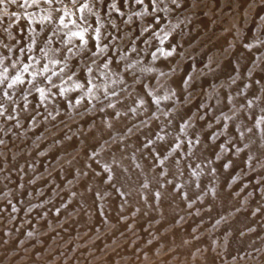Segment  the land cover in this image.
I'll list each match as a JSON object with an SVG mask.
<instances>
[{"label": "bare ground", "instance_id": "bare-ground-1", "mask_svg": "<svg viewBox=\"0 0 264 264\" xmlns=\"http://www.w3.org/2000/svg\"><path fill=\"white\" fill-rule=\"evenodd\" d=\"M58 1L60 0H51V2L48 3L45 2V0H38L35 5H32L28 9L29 11H27V13L19 14V17L13 20H18L16 23H11L12 20H8L9 18L7 19V17L0 12V68H2L0 80L1 83L3 82L1 86L4 88L0 87L1 95H10L9 92L11 91H8L7 82L12 79L10 77L11 70L14 71L16 67L17 70L20 67L23 69L22 65L29 68L31 64L35 63L34 66L32 65L30 78L32 80H41L42 84H44L43 87L39 88L42 92L38 90L34 94V100H36L37 103H40L38 101L41 100L46 103L43 106L42 115L46 117L49 111L54 107L59 108L58 106L61 107V105L66 104L68 111L65 115L72 117L70 124L67 125L66 128L60 131L58 130L51 136L50 140L41 139L38 146H35V149L31 150L32 148H30V150L24 151L25 153H22V160L19 159L18 161L27 162L31 157L32 159H36L34 154L36 152L39 153V151H46L49 152V154L51 152H57L58 154L53 159L56 163L62 161L64 157L65 159L69 157V159L66 160L68 164L63 163L64 166H58L59 169L57 174H67L66 179L68 177H74L75 179H72L74 180L73 182H67L64 195V197H71L74 200L73 206L79 208L81 211L76 215L75 220L83 221L95 212H105L118 203H124V213L133 211V215L141 216V220L138 219L140 223H147V227L149 228L144 231V239L152 240L160 233V235L162 234L172 238V242H176L178 249L176 251L177 257L174 260L175 264H222L221 262H224L226 259L230 262L232 261L233 264H239L237 261L240 260H245L249 263L254 260L257 261V264H264V247L261 253H257L256 250H254V246L264 243V225L261 227L257 225L251 226L250 223L245 220L248 215L256 210L258 203L252 199L248 201V203L244 202L243 194L246 192L245 190L248 191V188L240 183L243 177H247V181H249L253 188L252 191L255 193L258 192V194L260 193L261 195L262 193L264 194V84L260 81V77H262L264 73V60H262L260 56L261 53L264 55V41H261L263 38L261 40L259 39V33L255 34L257 31L253 30L242 18H237V14L245 15L246 11L242 9L239 10L240 12H236V10L229 12L224 11V13L226 12L225 16L226 14L228 15L227 19L230 20L232 24L230 28H228L227 25L226 29L229 30L218 42H225L226 44L229 41L231 43L233 41L234 44L232 43L229 46L224 45L217 53H212V50H210V48L215 47L216 44L208 46L207 49H209L211 53L208 66L206 65L207 67L205 68L201 66L200 68L199 65L196 66L195 62H193L194 65L188 63L180 67L179 58H171L173 57L172 55H178L184 51V49L180 50L181 47L177 44L179 40L188 41L196 37V34L191 28L194 27V24H197V14L186 11L189 13L182 16L183 18H180L177 16L178 14L174 9L167 12L169 17L174 19L172 23L175 22L173 25L171 23L172 26L170 25L172 29L185 30L187 33L183 39L182 36L178 35L170 41H165L163 45H160L163 41H159V50L158 48H156L157 50L154 49L158 47L154 43V39L151 40L148 36L145 37L144 39L147 38L146 40H150L148 43L145 42L147 43L145 46H147L149 52L152 51L151 53H153V58L151 59L152 63H149L151 62L150 59L147 62V64L154 66L150 68V65L144 67L145 59H140V57H142L141 55L144 53L142 49L140 51L135 50V53L128 50H132L133 47L138 48L139 41L136 39L138 38V33L136 34L137 37L134 36V38L132 36L134 41L132 40L133 43H130V48L124 50L122 48L123 45H121L120 49L119 39H114L113 37L114 40L112 42L110 41V45L106 46V44L102 42V49L105 48V50L101 49L102 52L104 51L103 56L99 54L101 58H95L96 56H93V53L97 50L96 47H94L96 50L94 51L93 49L94 52L91 50L93 53H91L86 60L81 59L84 54H88V46H93L87 44L86 42H88V40L85 42V38L90 34H94L95 36L99 32L102 35L104 34L105 37V34L109 33L111 30L110 20L108 21L109 18L111 19L112 16L114 18V14L117 12L120 16L122 15L124 18L126 16V19H128L127 14L130 15V13H127L125 10H128V8L133 11V13L130 11L132 13L131 16L134 15V13V16H137L139 14L134 12L136 11V3L139 1L146 2L148 0H118L116 8L115 6L112 7L108 5L109 0H104L105 3L101 6H99L101 2L98 3L97 0H88L85 4L83 3L84 5L82 6H74L72 10H70L67 5L60 6V4L73 3V0L69 2ZM185 1L186 0H179L180 5H185ZM163 2H165L166 6L168 5L165 0H163ZM218 3H212L211 6L217 4L218 7ZM237 3L239 7H242L245 1L238 0ZM22 4L23 3H21V5ZM142 4H139L140 7ZM154 4L152 6L156 5ZM158 4H160V1L157 3L156 7H158ZM195 4H198V2H195ZM139 5L137 7H139ZM159 6L161 7V5ZM220 6L222 5H219V7ZM25 10L24 12H26ZM218 12L220 13L221 11ZM9 16L10 15H8V17ZM186 17L190 18V20L188 21ZM231 17H233V20ZM235 17L237 18L236 20H234ZM69 19L73 20L75 23L70 27H63L64 25H62L61 22L66 20L70 21ZM173 19H171V21ZM123 22H125V19ZM121 25L124 26V24ZM143 27L144 29L146 28L145 26ZM254 28L256 29V27ZM37 29L39 33V29H42L41 35L46 37L40 45L37 44L39 34L34 37L28 34V32L30 33L31 31L32 33L38 32ZM114 29L117 31L118 26ZM168 30L171 31L170 28ZM158 31L159 30H157V32ZM76 32L82 33L83 39L73 35V33ZM121 32L123 33V31ZM127 32L129 33V31ZM167 35H169V33H167ZM159 37L157 38L158 40ZM97 39L99 38L97 37ZM97 41L99 44L101 43L99 40ZM219 43H217V45H220ZM26 50L30 51L32 55L29 54V60L23 57V53ZM69 53H76L80 56L72 58L71 56L73 55L70 56ZM132 54H140V56L138 55L134 58ZM32 60L34 62H32ZM66 63L69 64L68 66L74 65L75 67H79L81 73L83 75L85 74L87 79L85 81H78L74 79L77 75H74L75 77H72V80H67L61 85L52 81L48 82L47 76L46 79L43 75H40V72H46L45 74L51 73L52 68ZM251 67L254 68L253 73H250ZM66 69H68V67ZM23 70H25V68ZM56 72L58 71L56 70ZM195 73L201 76L196 78V75H194ZM63 74H69L71 76L72 73L71 71L63 70L58 76L61 77ZM49 75L52 77V73ZM204 77H206V79ZM44 78L47 82L43 80ZM56 80L59 81L57 78ZM61 80L62 79H60V81ZM32 84L34 83L32 82ZM196 84H200L203 87L201 98L198 100H191V97H189L190 94L188 95V93L192 87H196ZM9 85H12V83ZM78 86L82 91L88 89L84 94H89L88 99L90 98L95 101L94 111L83 117L74 115L79 105L72 104L70 101L72 90L74 87L76 90L79 88ZM37 87L38 86L35 88ZM57 87L60 88L61 95L59 94V96L61 98H54L58 97V94L57 96L55 94L59 92ZM81 94H83V92ZM15 99L17 100V98ZM208 99L217 104V112L224 110V123L218 124L217 122L216 124L215 122L214 124V114H216V112H212L208 118L204 117V112L209 110L207 106H204V103H206ZM7 100L8 99H6V101ZM75 100L76 103H78L77 98ZM9 101L10 99L8 102ZM15 102L16 101H14V103ZM2 103L5 104L2 101L1 106L3 105ZM23 105L24 104L18 102L14 104V107H18V110L15 109L14 112L17 113V111H19L20 113H24L26 111L28 113L27 109L30 107L26 108ZM175 105L178 108L173 110ZM33 108L32 106L31 110ZM81 108L80 105V109ZM192 111L200 113L196 114L195 117L193 115L191 117L192 119H186L188 122L183 123L181 126L177 125L188 112L191 113ZM36 114L37 112L32 113L28 122H33L35 119L34 117H36L34 115ZM61 117L62 115L59 114L58 117L53 119L47 117L45 120L54 124ZM62 119L63 118H61V120ZM18 122L20 123V121ZM24 126L25 124H16L14 133L16 134L17 132V135H3L1 142L4 143L6 140H10V142L17 140L19 138L18 135H20L18 133L22 131ZM219 127L223 128L225 131L224 139H221L222 141H218L215 138L217 133L216 129ZM38 130L40 129H36V131ZM184 130H190L192 133L191 139H188L189 141H186V138L184 139L180 136V131ZM41 131L42 130H40V133L42 134ZM73 131H75V133ZM34 134H36V132ZM188 135L190 134L188 133ZM22 139L23 138H21V140ZM244 143H248L246 148H243ZM208 146H210V148ZM221 148H223L224 153L222 151L223 154L218 157L217 155L220 153L217 154V150H222ZM70 152L73 153L70 154ZM233 156H237L241 160L243 158L248 159V161L251 160L253 164L255 163L258 165V168L253 171L249 168L247 169L249 166H243L244 169L237 172L233 179L228 178L227 173L234 165L238 166V163L241 161L238 160L237 162L236 159L235 163H233ZM21 164L23 165L22 162ZM21 164H19V166ZM26 165H28V163ZM24 167L22 168L24 169ZM17 168L15 169L17 170ZM19 173L20 172L17 171L18 175ZM224 176L228 178L225 182L223 180ZM24 181H26V179ZM24 181L22 182L20 179V183H24ZM164 182H175L179 184L181 188L180 193L184 194L186 197V203H184L182 209L175 210L174 212L171 211L174 207V202L172 204L166 203L168 195L163 193L160 189H155L156 183L160 184ZM23 186L22 188H24ZM92 191L96 193L94 197L91 195ZM11 192L12 191H10V193ZM13 193L14 192L10 195H13ZM232 193L236 194L234 201L231 199ZM94 198H97L98 202H95ZM201 198L204 199L203 205L206 209H203L202 205H200L202 209L198 208L199 205L196 203V200L198 201ZM185 213L190 214L191 217L188 218L187 222H180L181 224L177 223L178 225H176L175 222L184 216ZM208 215H210L209 220L203 221V226L200 225V227H198V219L203 216L206 218ZM229 215H232V217H229ZM113 218L114 216L107 217L109 221ZM107 219L104 218L103 221H107ZM217 222L220 224L218 230L212 227V225ZM208 225L209 227H206ZM92 232L90 233L93 234ZM90 233L88 235H90ZM109 233L111 234V232ZM144 234L141 232V236ZM111 237L112 236H110V238ZM105 238L108 239L109 235L107 234ZM236 240L243 241V244H239L240 247H238V245L235 247L234 242H237ZM90 241L92 240H89L88 243H90ZM140 241H142V239ZM222 241L230 245L231 248L228 247V249L223 252H216V249L219 248ZM253 242H255V244ZM245 243L249 244L245 246ZM119 244L123 245L124 243L122 244V242H120ZM118 248L115 250H118ZM6 251H10V248ZM116 253H119V251H116ZM234 254L237 256L235 259H232V255ZM139 259L142 258L139 257ZM62 263L64 262L62 261Z\"/></svg>", "mask_w": 264, "mask_h": 264}, {"label": "rangeland", "instance_id": "rangeland-1", "mask_svg": "<svg viewBox=\"0 0 264 264\" xmlns=\"http://www.w3.org/2000/svg\"><path fill=\"white\" fill-rule=\"evenodd\" d=\"M20 1H22V2H20ZM69 1H72V0H60L58 2H69ZM79 1H75L73 3H68V4L61 3L60 6L61 5L66 6L67 5L70 8V10H72V8H74V6L75 7H78L80 5L82 6L88 0H84V1L81 0L82 2L81 1L79 2ZM110 1H111V3H110ZM150 1L149 0L146 2H140L139 1L136 3V5H135L136 11H134V12H136V14H139L137 16H134L135 15V13H134V15H132L133 16L132 17L131 14L133 13V11H131V9H129V8H128V10L125 9L127 11V13L128 12L130 13V15L126 13L128 19H126V16L124 18V16H122V15L120 16L119 13L116 12L114 14V18L112 16L111 19L110 18L108 19V21L110 20L111 30L109 31V33L105 34V37H104V34L102 35L99 32L95 36H94V34L93 35L90 34L87 38H85V42L88 40V42H86V43L91 44L93 46H88V48H87L88 54L87 55L84 54L81 59L86 60L89 57V55H91V53H93L96 49H97L96 51L98 54L95 51L93 53L94 54L93 56L94 57L96 56L95 58H101L100 55L101 56L104 55V53H103L104 51L103 52L101 51L102 42L105 43L107 46V45H110L114 39H119L120 49H121V45H123L122 48L124 50L127 48H130V45L134 41L133 39L135 37H137L136 34L138 33L139 34L138 38H136L139 41V45L137 46L138 48L133 47L132 50H130V49H128V50L132 51V53H135L136 52L135 50L140 51L142 49V52H144V53H143V55H141L142 57H140V59L141 58H142V60L145 59L144 60V62H145L144 67L149 66V65H150L149 66L150 68L154 67V66H151V64H147L148 60L150 59V61H151V59L153 58V56H152L153 53H151L152 51L149 52L147 46H145L150 41L149 39H151V40L154 39V43L158 46L159 41H161V42L163 41L162 43L160 42L161 43L160 45H163V43L165 41L166 42L170 41L178 35L182 36V39H183L185 34L187 33V31H185V30L182 31V30L175 29V28L172 29L171 26L175 22L172 23L174 21V19L172 17H169L167 12H169L173 9L176 10V12L178 14L177 16L180 18L182 16H185L189 12H193V13L197 14L196 15L197 16V21H196L197 24L196 25L194 24V27L191 28L192 31L196 34L197 38L195 37L193 40H188V41H186V40L180 41L179 40V42L177 44H179V47H181L180 50L184 49V51L181 54L172 55L173 57L170 56L171 58H174V57L179 58L180 67L185 65V64H188V63L193 64V62H195L196 66L199 65V67L201 66L202 68H205L208 66V60H209L211 52L217 53L221 50L220 48L224 47V45L229 46L233 43V41H232V43L230 41L229 42L226 41L229 44L228 43L225 44V42L224 43L218 42L219 39L224 37L223 35H225L227 33V31L229 30V29H226L227 25H228V28H230V26L232 24L231 21L227 19L228 15L226 14V16H225V13L229 12V11H235L236 10V12H237L240 9L245 10L246 14L245 15L237 14V18L238 19L242 18L251 28H253V30L257 31V32H255V34L259 33L258 36L260 38L259 37L258 38L260 40L263 38L261 41H264V0H244L245 3L243 4L244 7L242 6L243 8L239 7V5L237 3L238 0H225V1L224 0H210V1H208V0H186L185 1L186 4L183 6L180 5L179 0H169V3H168V0H165L166 3L168 4L167 6H166L165 2H163V0H159L160 4H158V7H156L157 3H159L158 0H156V2L154 0L156 5L154 4L153 0L151 2ZM220 1H222V2H220ZM17 2L15 4V3H11L10 0L9 1L3 0V3H0V12L4 16H6L7 19L9 18L8 20L11 19L12 20L11 23H16L18 20H16V21H13V20L17 19L19 17V14L27 13V11H29L28 9L32 5L36 4V3L33 4L32 0H29V2L27 3L28 5L24 4V0H17ZM97 2L98 3L101 2L99 6H101L105 3L104 0H97ZM162 2L164 3L165 6L163 5ZM195 2H198V4H195ZM215 2H217V3L219 2L218 7H217V4L215 6L214 5L211 6V4L215 3ZM21 3H23V4L21 5ZM177 3H178V6H177ZM76 4H77V6H76ZM139 4L140 5L142 4L143 7L142 6L140 7ZM153 4L155 6H152ZM23 5H25V6H23ZM108 5H110L112 7L115 6V8H116V6L118 5V0H116V1L115 0H109ZM138 5H139V7H137ZM145 5H147V6H145ZM159 5H161V7ZM219 5H222L223 7L222 6L219 7ZM145 7L147 8V10L149 12L146 10ZM164 9H166V10H164ZM24 10L26 12H24ZM144 11H146V12H144ZM165 11H166V13H165ZM186 11H189V12H186ZM218 11H221V12L219 13ZM224 11H226V12L224 13ZM216 12H217V14H216ZM144 14H146V15H144ZM181 14H184V15H181ZM8 15H10V16L8 17ZM240 15H242V16H240ZM129 18H131V19H129ZM170 18L173 20L171 21ZM207 18H208V20H207ZM237 18L235 17L234 20H236ZM124 19H125V22H123ZM167 19H169V20H167ZM186 19L188 21L190 20V18H188V17H186ZM222 19H224V20H222ZM231 19L233 20V17H231ZM69 20L70 21H68V20L63 21L64 23L61 22V24L64 25L63 27H66V26L70 27L74 24L73 20H71V19H69ZM201 20H203V21H201ZM116 21H118L119 23ZM113 22L115 23V25L118 26L117 31H115L116 29H114L115 27L117 28V26H115ZM143 23H145V24H143ZM171 23H172V25H171ZM121 24H124V26ZM140 24L142 27L140 26ZM205 24H206V26H205ZM143 26H145L146 28L144 29ZM164 26H165V28H164ZM174 27H175V25H174ZM254 27H256V29ZM167 28L168 29L170 28L171 31H169ZM39 30H40V33H39L38 29H37L38 32H35V33H32V31L30 33L28 32V34L30 36H33V37L37 36L39 34V37L37 38V44L38 45H40L46 39L45 36L41 35L42 29H39ZM157 30H159L160 33H159V31L157 32ZM121 31H123V33ZM127 31H129V33ZM167 33H169V35H167ZM214 33L216 36L214 35ZM118 34L120 37L118 36ZM115 35H116V37H115ZM96 36L99 39H97ZM100 36H101V38H100ZM132 36L133 37L135 36V37L133 38ZM147 36L149 37V39L148 40H146L147 38L144 39ZM154 36H156V37H154ZM211 36H212V38H211ZM113 37H114V39H113ZM158 37H159V40L157 39ZM206 37L209 39H207ZM161 38H164V39H161ZM97 40H99L101 43L99 44V42ZM230 40H233V39H230ZM145 42H147V43H145ZM181 42H182V44H181ZM217 43H219L220 45H217ZM192 44H194V45H192ZM211 44H213V45L216 44V46L210 48V50H212L210 52V50L207 48ZM127 46H129V47H127ZM94 47H96V49ZM97 47H100V48H97ZM145 47L147 50L145 49ZM156 48H158V50H159V46L155 47L154 49L157 50ZM93 49H94V51H93ZM103 49L105 50V48H103ZM91 50L93 52H91ZM180 50H179V52H180ZM27 51L28 50H26L23 53V57H26V59L29 60L31 52L30 51L27 52ZM98 51H101V52H98ZM69 54H70V56L73 55V56H71L72 58H74V57L76 58V56H80L76 53H74V54L69 53ZM138 55L140 56V54H138ZM138 55L132 54V56L134 58L137 57ZM84 56H85V58H84ZM150 56H152V57H150ZM260 56H261L262 60H264L263 53H261ZM32 62H34V61L32 60ZM149 63H152V61ZM32 65L34 66L35 63L31 64V66L29 68L22 65L23 69L24 68L27 69L26 71L23 70L21 67L19 68V66H18V68H19L18 70H17V67L14 71L11 70V72H10L11 76L10 77L12 79H11V81L7 82L8 83V86H7L8 91L9 90L11 91V92H9L10 95L8 96L6 94L8 96L7 97V96H5V94L1 95V93H0V143H1L0 144V205H1L0 206V264H61L62 261L64 262L62 264H99V261H100V264H106V263L107 264H142V263L143 264H154V263L155 264H175L174 260L177 257L176 251L178 249V247L176 246L177 245L176 242L175 243H174V241L172 242V238H170L166 235H162V234L160 235V233L155 237L156 239L155 238H153L152 240L151 239H147V240L144 239L145 238L144 237L145 236L144 231L149 228V227H147L148 226L147 223H144V224L140 223L139 220H141V216L140 215H137V216L133 215V211L124 213V210H123L125 208L124 203H118V204L110 207L105 212H95L92 215H90V217L85 218L83 221L75 220L76 215H78L81 211L79 210V208H76L73 206L74 200L71 197L70 198H69V196L64 197L67 182L68 183L73 182L75 179H74V177L73 178L68 177L66 179L67 174H59V175L57 174L58 169H59L58 166H61V165L64 166V164L67 163L66 160H68L69 157H67L66 159L64 157V159L62 161H60L61 162V164H60V162L56 163V161L53 160L54 157L58 154L57 152H51L49 154V152L44 151L45 152L44 153L43 151H41L44 153L43 154L39 151V153L36 152L34 154V157L36 159H32V157H31V159L29 158L27 160V162L18 161L19 159L22 158V156H23L22 153L23 154L25 153L24 151L30 150V148H32L31 150L35 149L36 148L35 146H38V144L40 143L39 141L41 139L42 140H50L51 136H53L58 130L60 131L64 128H66V126L70 124L71 118H72L71 116L65 115V114H67V111H68V107L66 104L61 105V107L58 106L59 108L54 107L51 111H49V113L47 114L48 116H46V117L44 115H42V109L46 103H44L43 100H41L42 102L38 101L40 103H37V101L34 100V98H35L34 94L39 90V88L43 87L44 84H42L41 80H35V79L32 80L30 78V75L32 72V67H33ZM68 65L69 64L66 63V64L58 65L55 68H52V70H51L52 71L51 72L52 77H50V75H49L51 73L45 74L46 72H40V75H43L45 78L47 76L48 79L47 78L46 79L48 82L52 81V82H55V83L61 84V85L63 82H65L67 80H72L71 78L75 77L74 75H77L74 79H77L78 81H85L87 79V76L85 74L83 75L81 73L79 67H75L74 65H72V66H68ZM66 66L68 67V69H66L67 68ZM63 67H64V69H63ZM252 67H251L250 73L254 72V68H252ZM1 70H2V68H0V71ZM16 70H17V72H16ZM56 70L58 72H56ZM59 70H60V72H59ZM63 70L71 71V73H72L71 76L69 74L68 75L63 74L61 77L58 76L59 74L62 73ZM53 71H55L56 73ZM63 73H65V72H63ZM68 73H70V72H68ZM1 74H2V71L0 72V76H1ZM13 75H15L16 77H20L21 82L13 83V81L16 79L15 76H13ZM194 75H196V78H199L198 76H201L200 74H196V73ZM10 77H9V79H10ZM45 78L43 79L44 81H46ZM56 78L59 81H57ZM204 78L206 79V77H204ZM260 78H261L260 81H262V83L264 84V73L262 74V77H260ZM60 79H62L63 81L62 80L60 81ZM32 82L34 84H32ZM2 83L0 80V87L1 88H3L1 86ZM10 83H12L11 86H9ZM36 84H38V85H36ZM32 86H34V87H32ZM36 86H38V87L35 88ZM195 86L196 87L195 88L192 87L188 93V95L190 94L189 97H191V100H198L201 98V92L203 90L202 89L203 87L200 84H196ZM32 88H33V90H32ZM59 89L60 88H58L59 92L55 93L56 96L58 94V97H54V98H61L59 96V94L61 95V92ZM13 90H15V91H13ZM87 90L84 89L82 91L80 89V87L77 88L76 90L74 87V89L72 90V96H71L72 100L70 98V101L72 102V104H76L77 106L79 105L78 106L79 108L76 109L77 112L74 113L75 116L83 117V116L89 115L90 113H92L94 111L93 109L95 108V106H94L95 101L91 100L90 98L88 99L89 94L88 95H86V93L84 94V92H87ZM81 91L83 92V94H81L82 93ZM77 95L78 96L80 95L79 98ZM82 95H84V96H82ZM52 96H55V95H52ZM11 98L13 99V101ZM15 98H17V100ZM76 98H77L78 103H76V100H75ZM6 99H8V100L10 99V101L8 102V100L6 101ZM90 100L93 102H91ZM2 101L6 104V106L3 103H2L3 105L1 106ZM14 101H16V102L14 103ZM17 102L20 104H24L23 106H25L26 108L30 107L29 109H27L28 113L26 111L24 113H20L19 111H17V113L14 112L15 109L18 110L17 109L18 105L16 107L13 106L14 104H17ZM32 103H33V105H32ZM208 103L210 106L208 105ZM89 104H91V105H89ZM204 104H205L204 106H207L209 108V110H207L208 112L207 111L204 112V114H203L204 117L208 118V117H210L212 112H216L217 115L214 114V119L215 120L217 118H219V119H217L218 121L214 120V124H215V122H216V124H217V122H218V124L224 123V121H225L224 110L217 112L218 111L217 110V107H218L217 104L210 101L209 99ZM80 105L82 107L81 109H80ZM85 105H88V106H85ZM32 106L34 108L31 110ZM177 106H178V104H177ZM177 106L175 105L173 107V110H176L178 108ZM198 109H201V108H198ZM35 111L37 112V114L34 115L36 117L33 116L35 118L34 119L35 122L34 121L28 122L29 117H31V114L36 113ZM222 111H223V113H222ZM198 113H200V112H198ZM198 113H196L195 111L194 112L192 111L191 113L188 112V114L185 115L177 125L181 126L183 123L188 122V120L186 121V119L191 118L193 115L195 117V115ZM11 114H12V116H11ZM59 114L62 115L61 118H63V119L61 120V118H60L54 124L49 123L45 120L47 117L50 119L58 117ZM190 114H191V116H190ZM220 116H221V118H220ZM39 117H40V119H39ZM26 119H27V121H26ZM18 121H20V123ZM16 124L17 125H20V124L24 125L25 124V126H24L25 128L23 127L22 131H20L21 133L20 132L18 133L20 135L22 134L21 136L18 135L20 139L18 138L19 140L17 139V140L11 141V142H10V140L9 141L6 140V141H4V143L1 142V138L3 135H8V136L9 135L10 136L11 135H17V132H16V134L14 133ZM52 126H53V128H52ZM36 129L42 130L41 131L42 134L40 133V130L36 131ZM216 131H217V133L215 135V138L218 141H220L221 139L223 140L224 136H225L224 135V133H225L224 129L219 127L216 129ZM35 132L38 135L34 134ZM73 132L75 133V131H73ZM187 132L190 135H188ZM180 133H181L180 136L183 137L184 139L186 138L185 139L186 141H189L191 139L192 133L190 132V130L180 131ZM32 134H34V135H32ZM21 138H23V139L21 140ZM29 138H32V139H29ZM30 140H31V142H30ZM17 143H19L20 145ZM27 145H29V146H27ZM208 145H211V144H208ZM247 146H248V143L243 144V148H246ZM208 147L210 148V146H208ZM221 149L222 150L218 149L219 151L217 150V154L220 153L218 155L216 154L218 157H220L224 153L223 148H221ZM15 151H16V154H15ZM222 151H223V153H222ZM72 153L73 152H70V154H72ZM234 157H236V158H234ZM232 159H233L232 160L233 163H235L236 159H237V162H238V160H241L237 156H233ZM21 162L23 163V165L21 164ZM18 163L21 165L19 166ZM27 163H28V165H26ZM249 163H252L251 160L248 161V159L243 158L238 163V166L234 165L233 168L227 173V177L233 179L236 176L237 172L242 171L244 169L243 166H249V167H247V169L249 168L250 170H253V171L258 168L257 164H255V163L249 164ZM24 165H25V167H24ZM22 167H24V169ZM15 168H17V170ZM35 170H37L38 172ZM17 171L20 172L19 175L17 174ZM33 171H35V172H33ZM21 172H24V173H21ZM22 177H23V179H22ZM228 178H226L224 176V178H223L224 182ZM20 179L22 180V182L25 179H26V181H24V183H22V182L20 183ZM72 179H74V180H72ZM247 180H248L247 177H243L240 180V183L244 184L248 188V191L245 190L246 192H244V194H243V200L245 203H248V201H250L252 199L258 203V206H256L257 207L256 210L253 213H251L250 215H248L245 220L248 223H250L251 226L257 225V226L261 227L264 225V194L262 193V195H261L260 193L258 194V192L255 193L254 191H252L253 188H252L251 184L249 183V181H247ZM22 186L24 188H22ZM155 189H160V190H162L163 193L168 195V197L166 198V201H167L166 203L172 204L174 202V207L171 210L173 212L175 210L182 209L184 206V203H186V197L184 196V194L180 193L181 188H180L179 184H177L175 182H164V183H160V184L156 183ZM14 190H16V191H14ZM20 190H22V191H20ZM10 191L14 192L13 195H10L12 193V192L10 193ZM94 194H96V193H94V191H92L91 195H93V197H94ZM235 196H236L235 193L231 194L232 201H234ZM110 197H112V196H110ZM202 199L203 198L200 199L201 201L196 200V203H198V205H199L198 206L199 209H202V207H203V209L205 208L203 205L204 199L203 200ZM94 201L98 202V199L94 198ZM2 202H4V203H2ZM200 205H202V207H200ZM109 216H114V218L109 221V219H107V217H109ZM209 216L210 215L206 216V218L204 216L202 218H199L197 226L200 227V225H202L203 221L209 220ZM190 217H191L190 214L185 213L184 216H182L177 222H175V224L178 225V224L187 222L188 218H190ZM229 217H232V215L231 216L229 215ZM104 218L107 219V221H103ZM200 219H201V221H200ZM128 221H129V223H128ZM21 225H22V227H21ZM36 227H37V229H36ZM206 227H209V225ZM212 227L218 230L220 228V224L217 222L214 225H212ZM92 230H93V232H92ZM90 232H92L93 234H91ZM109 232H111V234ZM141 232L144 235L141 236ZM89 233H90V235H88ZM112 233H114V234H112ZM107 234L109 235V238H110V236H112L110 238V240H109V238L108 239L105 238V236ZM221 234H218V235H221ZM76 237H77V239H76ZM263 238H264V236H263ZM88 239L92 240V241H90V243H88L89 242ZM139 239L140 240L142 239V241H140ZM104 240H106V241H104ZM238 240H236L237 242H234L235 245L231 241L235 247H237V245H238V247H240L239 244H243L242 243L243 241H238ZM125 241H126V243H125ZM138 241H139V244H138ZM118 242L119 243L122 242V244L124 243L125 248H124V244L121 245ZM253 243L255 244V242H253ZM126 244H128V245H126ZM248 244H246L245 246H247ZM115 247L116 248L120 247V248H118V250H115L116 249ZM228 247H230V245H228L226 242L222 241L220 243L219 248L216 249V252L226 251L228 249ZM254 247H255L254 250H256L257 253H261L263 250V247H264V243H261L257 246H254ZM9 248H10V251H6ZM121 249H122V251H121ZM22 250H23V252H22ZM20 251H21V254H20ZM116 251H119V253H116ZM236 256H237L236 254L232 255V259H235ZM139 257L142 259H139ZM161 259H164V260H161ZM137 260H139V261H137ZM244 261L245 260H240L237 262L239 264H257V261H254V260H252V262H250V263L246 262V261L244 262ZM221 263L222 264H233L232 261L230 262L227 259L224 260V262L222 261Z\"/></svg>", "mask_w": 264, "mask_h": 264}, {"label": "snow or ice", "instance_id": "snow-or-ice-1", "mask_svg": "<svg viewBox=\"0 0 264 264\" xmlns=\"http://www.w3.org/2000/svg\"><path fill=\"white\" fill-rule=\"evenodd\" d=\"M10 2H11V3H16L17 0H10ZM28 2H29V0H24V3H25V4H27ZM37 2H38V0H32V3H33V4H35V3H37ZM45 2L50 3L51 0H45ZM73 2H75V0H73ZM0 3H3V0H0ZM85 7H86V5H85ZM62 22H63V21H62ZM73 23H75V22L73 21ZM73 35L78 36L80 39H83V34L80 33V32L73 33ZM26 70H27V69H25V71H26ZM17 82H21V81H20V77H16V79L13 81V83H17ZM9 86H11V85H9ZM39 91L42 92V90H39Z\"/></svg>", "mask_w": 264, "mask_h": 264}]
</instances>
